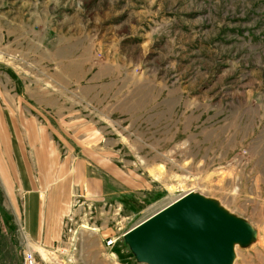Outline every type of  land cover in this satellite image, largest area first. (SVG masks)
<instances>
[{
  "label": "rangeland",
  "instance_id": "1",
  "mask_svg": "<svg viewBox=\"0 0 264 264\" xmlns=\"http://www.w3.org/2000/svg\"><path fill=\"white\" fill-rule=\"evenodd\" d=\"M82 50L80 70L67 61ZM99 81L118 96L97 98ZM82 140L106 154L83 156L88 173L110 182L93 195L64 174L65 220L47 251L22 220L31 180L55 184L41 183L37 154L72 170L65 156ZM4 154L0 264H22L26 245L46 264H147L122 234L192 190L251 228L231 264H264V0H0ZM113 166L140 181L124 185Z\"/></svg>",
  "mask_w": 264,
  "mask_h": 264
},
{
  "label": "water",
  "instance_id": "2",
  "mask_svg": "<svg viewBox=\"0 0 264 264\" xmlns=\"http://www.w3.org/2000/svg\"><path fill=\"white\" fill-rule=\"evenodd\" d=\"M251 228L212 200L189 191L123 234L136 259L147 264H231L235 243Z\"/></svg>",
  "mask_w": 264,
  "mask_h": 264
},
{
  "label": "crops",
  "instance_id": "3",
  "mask_svg": "<svg viewBox=\"0 0 264 264\" xmlns=\"http://www.w3.org/2000/svg\"><path fill=\"white\" fill-rule=\"evenodd\" d=\"M150 10H152V8ZM67 44L69 49L72 46L76 47V44L73 43L72 41L68 42ZM89 45H91V43L88 44V46ZM88 53L89 52L87 50H82L80 51L79 55L74 56L73 58L69 59V61L67 62L74 68H76V66L79 65V69L81 70L82 63L86 62V59L88 58ZM64 62H66V60ZM122 63H124V65H126L127 68L128 64H132L133 62L123 61ZM101 70L99 72V75L103 77V73ZM102 77L99 80H102ZM66 78H68L66 80L68 81L72 80L74 83H76L75 79L77 78H73V77L70 78L66 77ZM109 79L118 80L115 77H110ZM93 80L96 79H94L93 77ZM95 86L97 87V89H95L94 93L95 95H97V98H103V97L106 98L107 93H109L110 96L112 95L118 96L117 94L118 88H114V89H110V87L106 88L105 86H103V81L102 82L99 81V83H97V85ZM162 89L166 91L164 86L162 87ZM102 101H106V99ZM95 133L96 132H92L89 135L88 132L87 134H85L86 139L88 140ZM94 138L95 139L99 138V134L97 133ZM82 142L84 143L82 147L76 144V146H79L80 149L76 150L73 147L72 152L69 155L66 154L65 156V158H68V161H71L72 170L69 167V169L66 168L65 171H63L61 167L62 163H60L59 165H55L56 166L55 168L54 166L55 163L50 161L47 155L38 156L37 154L38 160L36 158V163L38 164L39 169L41 168V173H42L41 183L49 184V182L50 183L55 182V184L50 187L44 186L48 188L36 189V187L34 186V180H31L33 186H31L32 188L29 187V192L27 195L28 200H26L25 198L26 200L25 205L27 207V216L26 219H22V220L23 223L25 224V229L27 234L26 236L28 237L31 244L35 246H43L47 251H48L47 248L52 249V247H54L56 243H58V241L60 240L62 227L65 220L64 217L61 219V216L63 215V209L58 208V204L59 206H65V202L67 199V195H66L67 190L65 185L66 181L62 180L64 174H67L70 177L69 178L70 181L76 180L80 184L84 185L85 189H87V191L88 190L91 191V194L93 195L94 193H102L103 186L107 185L106 182H110L105 180V178H102L101 176H94L91 174V172L88 173L87 167L88 165H90V163L85 161L83 159V156L90 155L89 157L90 159H92V157L95 158L98 155V153L103 156H105L106 154L103 153L101 151L102 149L100 148H98L100 149V152L96 153L97 152L96 150H92L91 148L85 145V140H82ZM75 150L77 152H75ZM84 158L86 159V157ZM7 159H8L7 154L6 155L4 154V157H2V159L0 157V165L2 167L1 169L4 171L6 170L4 166L6 165L10 166L9 160ZM5 160L7 161V163L5 162ZM29 160H31V158L27 156L21 157V162L25 167V169H28L27 163ZM109 163L112 165V162L109 159H107L106 165L112 167ZM102 172H104V170H102ZM109 173L111 174L112 177L116 178V180L118 181L120 180L121 182H123L124 185L135 186V184L140 181V180L139 181L136 180L139 179L140 176H138L134 172L121 171L118 167L114 168L113 166V170ZM6 176L11 177L9 171ZM41 216L43 218H41Z\"/></svg>",
  "mask_w": 264,
  "mask_h": 264
},
{
  "label": "built area",
  "instance_id": "4",
  "mask_svg": "<svg viewBox=\"0 0 264 264\" xmlns=\"http://www.w3.org/2000/svg\"><path fill=\"white\" fill-rule=\"evenodd\" d=\"M89 208V207H88ZM69 220V219H68ZM66 226V225H65ZM127 231V230H126ZM125 233V231H124ZM123 233V234H124ZM122 234V237H123ZM119 237H117L118 239ZM116 242V237H109L105 241V245L108 247H111ZM22 264H46L43 259H41L37 253V251L31 249L28 245H26V248L22 254Z\"/></svg>",
  "mask_w": 264,
  "mask_h": 264
},
{
  "label": "bare ground",
  "instance_id": "5",
  "mask_svg": "<svg viewBox=\"0 0 264 264\" xmlns=\"http://www.w3.org/2000/svg\"><path fill=\"white\" fill-rule=\"evenodd\" d=\"M178 197H179V196H178ZM176 198H177V197H176ZM174 199H175V198L169 200V201L167 202V204L170 203L171 201H173ZM167 204H166V205H167ZM166 205H165V206H166ZM163 207H164V206H163ZM163 207H162V208H163ZM160 209H161V208H160ZM157 211H158V210H157ZM146 218H147V217H146ZM144 219H145V218H144Z\"/></svg>",
  "mask_w": 264,
  "mask_h": 264
}]
</instances>
